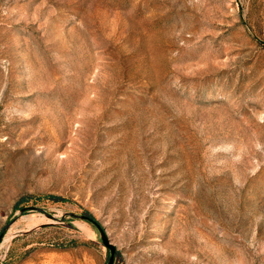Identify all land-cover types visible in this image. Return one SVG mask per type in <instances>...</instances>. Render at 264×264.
<instances>
[{
    "label": "rangeland",
    "instance_id": "rangeland-1",
    "mask_svg": "<svg viewBox=\"0 0 264 264\" xmlns=\"http://www.w3.org/2000/svg\"><path fill=\"white\" fill-rule=\"evenodd\" d=\"M73 214L114 264H264V0H0V264H108Z\"/></svg>",
    "mask_w": 264,
    "mask_h": 264
},
{
    "label": "water",
    "instance_id": "water-1",
    "mask_svg": "<svg viewBox=\"0 0 264 264\" xmlns=\"http://www.w3.org/2000/svg\"><path fill=\"white\" fill-rule=\"evenodd\" d=\"M39 210H40L39 208H35V207H31V208H27V209L24 208V209H22L21 213L23 214V213H25L27 211H39ZM72 216L75 217V218H79V219H82V220L89 221V222H91L93 225H95L98 228V230L100 231V234H101V240H102L103 244L111 252V256H110L108 264H114L115 263V259H116L117 248L112 244V242H111V240H110L105 228L103 226H101L99 223H97L96 221L92 220L87 215H75V214H73ZM49 217L53 219L52 216H49ZM7 228H5V230L0 235V246L2 244V241H3V238H4V234L6 233Z\"/></svg>",
    "mask_w": 264,
    "mask_h": 264
},
{
    "label": "trees",
    "instance_id": "trees-1",
    "mask_svg": "<svg viewBox=\"0 0 264 264\" xmlns=\"http://www.w3.org/2000/svg\"><path fill=\"white\" fill-rule=\"evenodd\" d=\"M92 220L96 221L92 216H89Z\"/></svg>",
    "mask_w": 264,
    "mask_h": 264
}]
</instances>
